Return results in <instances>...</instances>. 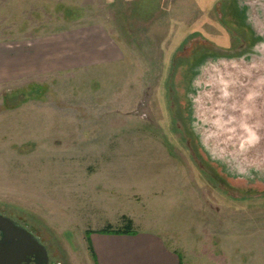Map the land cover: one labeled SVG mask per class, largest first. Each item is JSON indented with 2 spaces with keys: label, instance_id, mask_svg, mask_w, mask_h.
<instances>
[{
  "label": "rangeland",
  "instance_id": "rangeland-1",
  "mask_svg": "<svg viewBox=\"0 0 264 264\" xmlns=\"http://www.w3.org/2000/svg\"><path fill=\"white\" fill-rule=\"evenodd\" d=\"M238 2L0 0V43L98 23L124 53L0 82V212L56 264H94L88 232L106 228L160 233L192 264H264V161L230 171L249 150L211 144L200 113L219 73L245 82L264 60V0Z\"/></svg>",
  "mask_w": 264,
  "mask_h": 264
},
{
  "label": "crops",
  "instance_id": "crops-1",
  "mask_svg": "<svg viewBox=\"0 0 264 264\" xmlns=\"http://www.w3.org/2000/svg\"><path fill=\"white\" fill-rule=\"evenodd\" d=\"M235 17L243 18L237 11ZM118 41L101 24L78 25L24 42L0 43V82L114 63L123 58ZM92 231L94 264H192L160 233Z\"/></svg>",
  "mask_w": 264,
  "mask_h": 264
},
{
  "label": "bare ground",
  "instance_id": "bare-ground-1",
  "mask_svg": "<svg viewBox=\"0 0 264 264\" xmlns=\"http://www.w3.org/2000/svg\"><path fill=\"white\" fill-rule=\"evenodd\" d=\"M232 2L236 3V6L242 9V7L239 6L242 3L238 2V0H232ZM250 31L254 35L252 37V43L254 45L258 44V40L262 39L259 32L257 33L254 27L253 29L251 28ZM263 64L264 60L252 68L249 73L244 70L240 71L247 76L243 75V77H246L245 82L242 80L237 82L235 80L236 77L240 75L238 73L232 75L227 72L222 74L219 73L220 77L223 79V84L211 82L213 84L211 90L207 94V99L201 98L202 101L200 103L209 106L206 108L200 104V113H202L204 117H207L206 122L215 123L213 131L212 129H208V137L212 139L213 142L211 144H214L216 141L222 142L224 144L223 149L229 151V143H238V145L240 143L241 146L243 145L244 149L249 150L251 158H242L243 161L247 163L245 165L246 167H244L245 169H243L244 171L229 169L232 172L244 174L249 165H253L255 158L264 161ZM224 86L225 90L223 89ZM223 136H225L224 141L221 140ZM242 139L245 141L241 142ZM203 150L206 153L209 152L207 154H210L212 158L214 157L213 155L216 157L218 154L214 153L212 149H209L206 143L203 145ZM219 153H221V155L224 154L223 152ZM244 157H246V155ZM250 159L252 160L249 162ZM262 167L264 168V162Z\"/></svg>",
  "mask_w": 264,
  "mask_h": 264
},
{
  "label": "water",
  "instance_id": "water-1",
  "mask_svg": "<svg viewBox=\"0 0 264 264\" xmlns=\"http://www.w3.org/2000/svg\"><path fill=\"white\" fill-rule=\"evenodd\" d=\"M234 18L238 26L248 30L253 28L249 21H245L247 19ZM257 22L255 23L258 24ZM31 256L40 257L41 261L46 262V249L40 238L26 225L0 212V264H21L28 261Z\"/></svg>",
  "mask_w": 264,
  "mask_h": 264
},
{
  "label": "flooded vegetation",
  "instance_id": "flooded-vegetation-1",
  "mask_svg": "<svg viewBox=\"0 0 264 264\" xmlns=\"http://www.w3.org/2000/svg\"><path fill=\"white\" fill-rule=\"evenodd\" d=\"M41 243L45 246V244L42 241ZM45 249H46V255H47V259L45 263L39 259L40 257L31 256L29 257L28 261L22 262L21 264H56L54 259H52V257L48 254L46 246H45Z\"/></svg>",
  "mask_w": 264,
  "mask_h": 264
},
{
  "label": "trees",
  "instance_id": "trees-1",
  "mask_svg": "<svg viewBox=\"0 0 264 264\" xmlns=\"http://www.w3.org/2000/svg\"><path fill=\"white\" fill-rule=\"evenodd\" d=\"M128 225V224H127ZM124 227H127L126 225ZM100 232H112V233H127V232H130V233H133L132 229H128V228H120V229H111V228H106V229H103V230H99ZM90 233V232H88ZM87 242L89 244V247H90V243L88 241V237H87ZM91 248V247H90ZM92 258H93V261H94V256L92 254Z\"/></svg>",
  "mask_w": 264,
  "mask_h": 264
}]
</instances>
